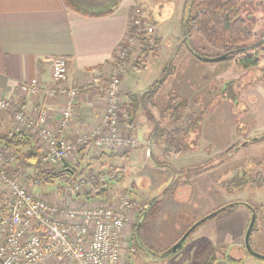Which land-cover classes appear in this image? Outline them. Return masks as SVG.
<instances>
[{
	"label": "rangeland",
	"instance_id": "1",
	"mask_svg": "<svg viewBox=\"0 0 264 264\" xmlns=\"http://www.w3.org/2000/svg\"><path fill=\"white\" fill-rule=\"evenodd\" d=\"M135 1L142 7L149 21L156 25L153 35L159 41L155 44L152 35L151 40L145 43L151 48L157 46L156 52H151L150 55L148 52L144 53L147 48L145 45L132 53L130 68L133 69L125 74L127 76L124 82L132 91L129 98L123 95L120 126L125 135H132L125 119L129 107L135 118L140 147L132 149L127 157L108 161L123 171V178L120 179L117 175L118 180L109 185L110 198L107 194L104 197L84 196L82 199H90L91 205H99L111 204V201L113 203L114 198L122 193L130 195L132 207L125 222L127 248L124 250L122 264H193L197 252L204 251L210 244L222 243L227 246V251L225 249V254L220 252L215 264H219L224 258L230 264H264V260L256 259L245 249L244 238L251 211L243 204H234L244 202L256 208L257 220L250 241L255 251L264 254V185L252 186L251 183H246L237 186L235 180L236 174L243 175L244 172L251 177H256L259 173L264 177V163H261L264 159V139L257 141V138L264 137V78L256 80L253 75L255 69L239 70L233 61L211 63L193 57L190 49L204 56H213L217 52L195 33H191L189 38L184 36L183 16L188 0ZM197 2L198 0L193 4V13L197 11ZM242 9L244 15H249L246 19L248 28L258 39H264V0H242ZM188 55H192L193 61L186 59ZM231 81H236L241 86L238 93L235 88L238 85L229 84L225 89L226 84ZM156 85L158 90L148 92ZM174 95L185 97L188 106L177 110L170 106ZM154 101L160 103L161 107H154ZM200 111H205V114L198 122ZM189 113L193 115L191 119L188 118ZM176 114L182 119L176 124H167ZM156 122L164 131L171 130L176 139L173 141L171 138L165 154L162 152V144H165L166 133L158 134L153 141L154 157H151L149 141L158 126ZM179 147H194L196 153L173 154L172 151ZM0 155L3 158L14 157V160L5 164L7 170L18 158L15 149H8L1 144ZM72 159L67 162L75 168L87 167L86 162L77 166L73 163L75 159ZM165 163L177 168V178L181 182L188 181V184L182 186L180 195L183 200L187 199L183 204L176 201L175 206L171 207L172 196L165 194L162 198V192L174 178L172 170ZM208 163H212L213 169L201 171L202 168H196L208 167ZM93 168L101 170L99 165L90 169ZM197 172L199 173L196 174ZM27 176L23 183L30 191L43 194L59 204H66L67 201L69 206L76 205L77 195H64L63 188L58 187L60 181L33 189L26 181ZM206 185L209 186L208 190ZM156 195L159 197L146 218L142 235L147 245L158 253L175 244L192 222L219 208L228 207L199 225L185 241L182 250L169 258L152 260L147 253L136 248L133 234L140 213ZM245 222L247 227L242 229ZM195 243L201 244L193 247ZM235 251L241 252V262L232 263L228 259V256H237L239 259V254L233 253Z\"/></svg>",
	"mask_w": 264,
	"mask_h": 264
},
{
	"label": "built area",
	"instance_id": "2",
	"mask_svg": "<svg viewBox=\"0 0 264 264\" xmlns=\"http://www.w3.org/2000/svg\"><path fill=\"white\" fill-rule=\"evenodd\" d=\"M156 28L144 15L142 7L135 5L128 35L115 61L106 75L105 71L94 69L98 81L87 87L92 88L96 83L105 101L104 110L97 123L75 139L68 137V131L76 116V103L82 90L65 83L66 57L53 59L50 83L45 89L38 79L22 85L27 93L40 95L44 91L45 99L63 102L56 129L48 125L49 109L44 101L32 115L25 110L14 115L18 125L41 140L44 163L60 168L73 158V154L87 147L116 151L139 145L138 138L125 135L120 126L124 95L122 81L132 64V53L141 50L151 40ZM152 38L154 42V35ZM11 108V101L0 95V110ZM10 160L14 157L0 155V264H122L127 248L125 222L132 207L130 195L122 193L111 204L91 205L81 200L86 194H95L96 182L100 186H104L108 178L116 182V173L112 174L108 168L99 171L93 168L77 181L65 184L63 194L77 195L76 199L81 200L74 206H66L28 190L23 183L26 171L19 170L10 176L5 165ZM219 264L230 262L224 258Z\"/></svg>",
	"mask_w": 264,
	"mask_h": 264
},
{
	"label": "crops",
	"instance_id": "3",
	"mask_svg": "<svg viewBox=\"0 0 264 264\" xmlns=\"http://www.w3.org/2000/svg\"><path fill=\"white\" fill-rule=\"evenodd\" d=\"M135 5H139L135 0H122L119 8L110 15L86 17L66 7L63 0H0V95L17 104L24 103V110L29 115L35 113V109L44 101L49 109L48 125L56 129L63 102L58 99H45L44 91L40 95L27 93L22 89V85L32 79H38L42 89H45L50 83L53 59L57 56L66 57L68 72L65 83L82 90L76 103V116L68 131V137L75 139L81 132L96 124L104 110L105 101L97 90L96 83L92 88L87 87L96 80L98 81L94 76V69H101L106 75L115 61L128 35L132 9ZM186 59L193 61L192 55H188ZM132 69L130 68L127 74ZM126 76L123 78L122 87L123 94L129 98L132 90L124 82ZM159 104L154 101V107H161ZM0 123L1 131L5 133L23 132L30 136L39 149H42L41 140L15 122L12 110H0ZM156 125L159 124L156 122ZM162 146V152L166 154L168 147L164 143ZM195 149L191 147L185 153L194 154ZM102 151L87 147L82 153L87 159L102 155ZM105 151L109 152V150ZM79 152L73 154L74 164L81 163L79 160L82 157ZM77 157H79L78 160ZM102 157L103 160L108 159L107 155ZM19 170L16 161L8 167V173L12 176ZM208 188L209 186L206 185L207 190ZM192 190L194 191L193 187ZM181 191L182 186L172 196L171 207L177 202L183 204L187 201L180 197ZM81 200L85 203L91 202L90 199ZM81 200L78 198L75 202L80 203ZM66 206H69L67 201ZM262 224L263 233L264 215ZM246 227L245 222L242 229ZM196 244L201 243H195L193 247ZM210 245L225 249L227 247L224 243ZM237 254L241 259V252Z\"/></svg>",
	"mask_w": 264,
	"mask_h": 264
},
{
	"label": "trees",
	"instance_id": "4",
	"mask_svg": "<svg viewBox=\"0 0 264 264\" xmlns=\"http://www.w3.org/2000/svg\"><path fill=\"white\" fill-rule=\"evenodd\" d=\"M63 1L66 7L86 17H103L110 15L114 13L122 3V0H63ZM195 1L196 0H188L185 5V15L183 16L184 36H187L189 38L191 33H195L197 36H200L211 49L215 50L217 54L213 56H204V55L196 54L192 49H190V52L193 55V57H195L197 60H201L204 62H211V63H217V62L225 63V62L233 61L239 70H246L250 68L255 69L256 71L253 75H255L256 80L264 78V41L262 42L263 40L262 38L258 39V37H256V35L248 28V23L246 19L249 18L248 17L249 15L248 13L246 15L243 14L244 11L242 9V0H198L197 11L193 13V6H194L193 4H195ZM158 42H159L158 39L155 38L154 43L158 44ZM145 46L147 48L145 49L144 53L148 52V55H150L151 52H156L155 50L157 46L152 48L149 44ZM218 57H224V58L217 61L213 60V58H218ZM162 80L159 81V84L160 82H162ZM229 84H233V86L238 85L236 81H231L228 84H226L225 89L228 87ZM158 88H159L158 85H156L155 87L151 88V90H149L148 92L156 91L158 90ZM235 88L238 93L241 89V86L238 85ZM174 97L175 98L171 100L170 106L174 107L176 110L178 108L181 107L185 108L188 106L187 105L188 102L187 100H185V97H180L179 95L177 96L174 95ZM143 99H145V97ZM11 103H12V108L10 110L14 112V115L15 112L24 110L25 107L24 103L17 104L12 101ZM130 111L131 109L128 107L126 111L125 119L127 126L129 127L130 133L135 136L137 127L135 124V118ZM200 112H201V116L199 115L198 122L205 114L204 113L205 111H200ZM191 117H193V115L192 113H189L188 118L191 119ZM181 119L182 118L176 114L175 117L170 118V122L176 124ZM194 122L195 121H193V123ZM164 132L166 133L164 134L165 135L164 142L165 145L169 147L171 138L173 139V141L176 139V136H174V133L171 130L164 131L163 128L158 125L156 126V131L153 135L155 138L158 134L162 135V133ZM263 139L264 137L257 138V141ZM0 144L7 147L8 149H15L17 151L18 158L16 160V163L18 165V168L20 170L26 171L28 175L26 181L32 186L33 189L36 186L44 187L45 185L48 184L53 185L57 181H60V185L58 187L63 188L65 184L73 183L77 181L82 175H84V173H86V171H88V169H90L95 165H99L101 169L108 168L112 174L116 173L118 176H120L121 179L123 178V171H121L119 166L111 164L108 161L114 160L117 157H127L132 149H136L140 147V141H139V145L137 147H129L128 149H120L116 151L109 149H98L96 151L100 152L101 150H103L102 151L103 154L100 156L91 157L90 160H86V161H85V157L83 156L85 154L82 153L83 151L82 149L79 152L80 156L82 157L80 158L81 163L75 165L82 166L83 162H86L87 167L85 169H82L83 167L77 169L74 167V165L68 162H66L64 166L60 168L47 165L42 161L43 154L41 149H39L33 143L29 135L23 132L4 133L1 131V123H0ZM105 150H109V152H106ZM187 150L188 147L187 148L179 147L177 149L175 148L174 152L176 154H180ZM103 155L108 156L107 161L103 160L102 157ZM150 156L154 157V150H153V154ZM261 163L262 164L264 163V159L261 161ZM211 164L208 163V167L205 168L202 166L196 168H202L201 171L203 170L206 171L209 168L211 170L213 168ZM76 169L78 171H76ZM170 169L174 174V178L172 179L169 186L164 190V192H162V198L165 197V194H170L171 196H174L177 190L180 188V186H183L184 184H188V181L181 182L177 178L179 174L176 168L170 166ZM198 173L199 172H197L196 174ZM244 174L236 175L237 178H235V180L237 186L246 183H251L252 186H254L255 184H257L258 186L264 185V177L261 176L260 173L257 174L256 177H251L248 173L245 172ZM111 183H113V181L109 178L106 180L104 186H100L99 182H96L95 183L96 190L94 191L95 194L91 195L89 193L86 194L85 197L87 198H91L95 196L104 197L107 194L109 195V190H110L109 185ZM156 202L152 204L150 210L146 214L140 227V236L145 244L147 243L145 242L142 235L143 230L145 228V221L147 216L151 213ZM234 204L244 205V202H236ZM227 207L228 206H225V209ZM224 210H221L220 212ZM143 211L140 213V216L143 213ZM215 216H212L210 218H213ZM137 222L134 227L133 241H134V245H136V248L143 250L139 246L137 238L135 237V229ZM194 223L196 222H193L191 225H193ZM224 250L225 248L223 247L220 248L210 245L204 251L196 253L193 259V264H215L220 252L222 253ZM223 254L225 253L223 252ZM228 259L232 263L241 262L240 259H235L232 256H228Z\"/></svg>",
	"mask_w": 264,
	"mask_h": 264
},
{
	"label": "water",
	"instance_id": "5",
	"mask_svg": "<svg viewBox=\"0 0 264 264\" xmlns=\"http://www.w3.org/2000/svg\"><path fill=\"white\" fill-rule=\"evenodd\" d=\"M264 41V39L262 40V42ZM224 57H218V58H213V60H221L223 59ZM144 94V93H143ZM153 141H154V135L151 137L150 141H149V153L150 155L153 154V150H154V147H153ZM166 189V188H165ZM164 189V190H165ZM164 192V191H163ZM160 195V194H159ZM159 195H156V197L152 198L151 201L148 203L147 207L145 208V210L143 211V213L141 214L138 222H137V225H136V229H135V237L137 238V241L139 243V246L143 249V251L145 253H147L149 255V257L152 259V260H163V259H166V258H169L170 256H172L173 254L179 252L180 250H182V248L184 247V244H185V241L188 239L189 235L200 225L202 224L204 221H206L207 219H209L210 217L212 216H215L217 215L221 210H224L225 207H222L208 215H206L205 217L199 219L196 223H194L185 233L184 235L175 243L173 244L171 247H169L168 249H166L165 251L163 252H156L154 251L153 249H151L148 245H146L141 236H140V227H141V224L146 216V214L148 213V211L150 210L152 204L156 201V198L159 197ZM245 206H247L250 210H251V219H250V222L248 224V227H247V230H246V233H245V238H244V244H245V249L246 251L253 257H255L256 259H259V260H264V254L258 252V251H255L252 244H251V241H250V238H251V234H252V231L254 229V226L256 224V219H257V215H256V212L254 210V208H252L248 203H244Z\"/></svg>",
	"mask_w": 264,
	"mask_h": 264
},
{
	"label": "flooded vegetation",
	"instance_id": "6",
	"mask_svg": "<svg viewBox=\"0 0 264 264\" xmlns=\"http://www.w3.org/2000/svg\"><path fill=\"white\" fill-rule=\"evenodd\" d=\"M170 123H172V122H170V119H169L168 122H167V124H170ZM188 149H189V148H188ZM185 152H186V151H185ZM172 153H173V154H176L174 151H172ZM160 164H161V163H159V166H161ZM165 165H166V163H165ZM170 166L174 168L173 165H170V164H167V165H166V167L169 168V169H170ZM161 167H162V166H161ZM212 169H213V168H212ZM236 175H237V174H236ZM236 175H235V176H236ZM248 204H249V203H248ZM249 205H250L252 208H254V210L256 209L252 204H249ZM249 210H250V209H249ZM250 211H251V210H250ZM255 212H256V210H255ZM251 215H252V214H251ZM256 215H257V213H256ZM256 220H257V219H256ZM197 221H198V220H197ZM197 221H196V222H197ZM191 226H192V225H191ZM191 226H190V227H191ZM190 227H189V228H190ZM183 235H184V234H183ZM183 235H182V236H183ZM190 235H191V234H190Z\"/></svg>",
	"mask_w": 264,
	"mask_h": 264
}]
</instances>
